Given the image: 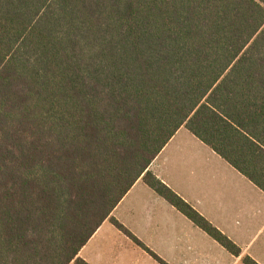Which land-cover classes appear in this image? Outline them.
I'll list each match as a JSON object with an SVG mask.
<instances>
[{
    "label": "trees",
    "instance_id": "1",
    "mask_svg": "<svg viewBox=\"0 0 264 264\" xmlns=\"http://www.w3.org/2000/svg\"><path fill=\"white\" fill-rule=\"evenodd\" d=\"M182 128L264 193V0H0V264L105 221L166 264L112 216L138 180L240 257L149 170Z\"/></svg>",
    "mask_w": 264,
    "mask_h": 264
},
{
    "label": "crops",
    "instance_id": "2",
    "mask_svg": "<svg viewBox=\"0 0 264 264\" xmlns=\"http://www.w3.org/2000/svg\"><path fill=\"white\" fill-rule=\"evenodd\" d=\"M180 129L149 170L241 250L234 257L142 180L112 216L166 264H264V193ZM88 264H159L105 221L80 251Z\"/></svg>",
    "mask_w": 264,
    "mask_h": 264
},
{
    "label": "rangeland",
    "instance_id": "3",
    "mask_svg": "<svg viewBox=\"0 0 264 264\" xmlns=\"http://www.w3.org/2000/svg\"><path fill=\"white\" fill-rule=\"evenodd\" d=\"M183 133H187V134H189V133H188V131H187V130H185V129L183 130ZM189 135H190V134H189ZM190 136H191V135H190Z\"/></svg>",
    "mask_w": 264,
    "mask_h": 264
}]
</instances>
